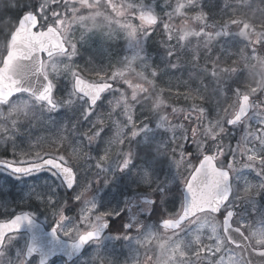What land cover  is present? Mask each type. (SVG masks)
<instances>
[{"label":"snow or ice","instance_id":"snow-or-ice-1","mask_svg":"<svg viewBox=\"0 0 264 264\" xmlns=\"http://www.w3.org/2000/svg\"><path fill=\"white\" fill-rule=\"evenodd\" d=\"M229 7L228 0H0V148L13 144L0 168L59 177L64 196L37 188L27 195L51 214L54 239L62 235L77 254L94 246L80 264H118L105 242L120 240L137 252L157 242L160 255L145 256L148 264H264V84H242L238 68L239 59L264 66V34L252 40L243 21L218 20ZM98 18L109 26L107 40L123 37L126 53L86 74L75 58L95 37ZM193 18L197 31L177 29ZM157 36L163 66L146 48ZM190 37L210 45L206 59L191 52L189 79L169 81L154 115L142 113L149 88L125 77L155 89L165 70H184ZM173 91L197 102L167 105L163 95ZM221 96L225 104L210 102ZM61 110L75 119L55 122ZM53 123L51 139L36 136L28 150L15 149L25 125ZM117 183L100 195L101 185ZM34 218L32 211L0 218V264H36L23 232ZM132 264L143 262L137 255Z\"/></svg>","mask_w":264,"mask_h":264},{"label":"rangeland","instance_id":"rangeland-1","mask_svg":"<svg viewBox=\"0 0 264 264\" xmlns=\"http://www.w3.org/2000/svg\"><path fill=\"white\" fill-rule=\"evenodd\" d=\"M255 0H237L236 3H234L232 5L233 7V11L236 10V8H241L239 11H242L244 8L247 7V5L249 3H252ZM168 2L170 3H175L176 0H168ZM198 0H193V3H197ZM229 3V2H228ZM231 7V8H232ZM235 7V8H234ZM257 8L260 9H264V3L262 6H256ZM257 8H252L253 10H256ZM248 9V8H247ZM157 11H160V8L156 9ZM231 10V9H230ZM246 10V9H245ZM249 11V10H247ZM263 13V12H262ZM189 17H192L193 14L189 13L188 14ZM224 17L223 15L221 16V18ZM236 19L242 21L239 17H235ZM185 21V20H184ZM193 21L196 23V25L193 26H189V27H179V23L178 21L176 22V27L178 30H187V31H192L195 32L198 30V24L195 21V19L193 18ZM244 24L248 25V27L244 28L243 30L248 32L249 38L252 40L257 39V30L254 26H252L248 21H244ZM97 29H96V35L93 39L89 40L88 43L84 44L81 47V51L80 54L83 53V51H89L90 55L92 57H98L101 56V58L105 59L106 62L108 63L107 65H109L110 63H116L117 59L122 57L125 53L126 50L124 48V40L123 37H120L119 39H112V40H107L104 37V33H106L107 31H109V26L107 24H104L102 22L101 19H97ZM89 27H91V22H88ZM238 26V25H236ZM241 28V25H239V28H234V32L239 31ZM236 29V30H235ZM233 30V29H232ZM261 34H264V32H261ZM77 37L79 36V32H76ZM262 39H264V35L261 36ZM117 43H119L117 45ZM188 47L189 49L193 52L196 51L198 49V47H206V53L210 47V45H206L205 42L203 40H197L195 37H190L188 40ZM103 46V47H102ZM103 48H106L107 51H105ZM121 48V50H120ZM146 48L148 49L147 45ZM130 53V50H129ZM206 53H205V57H206ZM148 54L151 56L152 61L154 62V59L156 58L154 55H152L149 52L148 49ZM182 55V53H181ZM162 58V57H160ZM76 62L80 64L82 69H86L84 64L80 63V55L78 57L75 58ZM190 59L191 58H182V62H184V64H189L190 63ZM155 63V62H154ZM158 63L161 64V66H163V59H158ZM252 63H256L255 61H252L251 64L248 66L249 68L252 67ZM191 64V63H190ZM256 66H258V63H256ZM61 68H63V65H60ZM262 67V69H260V73L259 75H257V77L259 78L260 76V80L258 81L257 78V82L258 85L264 84V73L263 68L264 66L260 65V68ZM91 68H95L94 65H91ZM254 69V67L252 68ZM255 71H257V69L255 68ZM263 73V74H262ZM171 75V76H169ZM235 75V74H233ZM242 77H247L246 75H243ZM89 78H92L89 77ZM126 79H131L132 82L135 83H139V84H143L145 87L149 88V92L151 93L150 95L146 96L143 100L142 103L144 104V108L143 111H145V113L149 114V115H154V113L152 112V108H153V101L155 100L156 96L158 94H160V89L161 88H165L167 87V84L169 81H171L172 85H175L177 83V81L179 80H188L187 78V74L185 73H175V70H173V72L169 73L168 70H165V73L162 75L161 79L162 82H158L155 86V89L152 88V86L146 84V82L139 80L137 78H135L134 76H126ZM200 80L197 78V82H199ZM257 82L255 84V86L253 85V87H256ZM189 83H191V81H189ZM68 82L66 80H63V78H61V83L60 85H58V87H63L64 85H67ZM257 85V86H258ZM211 90V88H209ZM63 94V92H62ZM163 99L165 101V103L167 105H176L179 108H186L189 104L197 102V101H186L183 96L177 97L175 95V92L173 91L172 95H168L167 92H165V94L163 95ZM211 102V101H210ZM63 110H61L62 113ZM161 114L166 112V109H164L163 107L160 109ZM55 115V114H54ZM53 115V120L56 122L59 119H56L55 116ZM183 118V113H177L176 114V120L177 122H179V120H181ZM169 119H172V116L169 115ZM63 120H61L62 123ZM253 123H255V120H253ZM55 128H56V123H53L51 125H47V124H36L35 127H29L28 125H25L24 128L22 129V134L17 136L16 141H15V149L17 151L20 150H28L29 148V143L31 140H34L36 136H46L49 139H51L52 135L55 132ZM241 133V129H236L234 131V139H233V143L235 142V139L239 138V135ZM67 147V146H66ZM13 148V144H11V142H9V144L5 145L3 148H0V156H4L7 155V158H12V151L11 149ZM44 150L48 151L50 150L49 146L47 144L44 145ZM179 182L176 183L175 187H179ZM33 188H37L40 190H44V191H48L49 189L56 191L60 196H64V190L61 187V181L59 179V177H54L52 176L47 170L41 171L40 173H33L31 175L28 176H24V177H16L13 176L11 174H9L8 172L4 171L3 169L0 168V215H4L5 212H10V213H18L20 211H32L35 214V217L37 219H39L40 221H42L47 227H50L53 223L52 218H51V214L48 212L47 209H43L36 201L34 200H30L28 198V192L30 189ZM118 188V183L116 185L111 186V188H104L102 185L100 187V195H103L104 192L107 191H114ZM122 200V198H121ZM104 205V204H103ZM102 205V206H103ZM118 205L114 204L111 206H105V207H116ZM177 207V204H176ZM73 209L75 210V206H73ZM145 216L147 214H144ZM148 223H153L150 221H147ZM27 236L24 235V239L27 240L26 238ZM94 246H92L88 252H86V254L84 256H82L79 260L75 261L72 264H80V262L86 258L87 254L91 253L92 249ZM105 248L106 250L109 252V254L118 262V264H125V262H127V264H132V261L134 259V257H136L137 255L139 256V258L141 259V261L143 262V264H148V261L145 260V256L151 257L153 258V260L160 255V250H159V244L157 242L153 243V246L150 248H141L139 249V251L137 252L136 250V245L127 241H116V242H112V241H106L105 242ZM37 264V262H36ZM51 264H66L63 260L61 259H57L54 262H52Z\"/></svg>","mask_w":264,"mask_h":264},{"label":"trees","instance_id":"trees-1","mask_svg":"<svg viewBox=\"0 0 264 264\" xmlns=\"http://www.w3.org/2000/svg\"><path fill=\"white\" fill-rule=\"evenodd\" d=\"M236 1L237 0H228V2L230 4V7L227 9L226 13H217V19L220 20L221 22H223L224 20H227L229 17H232V18L239 17L242 21L243 20L244 21H248L252 26H254L256 28V30L258 32L264 31V9H260V8L256 7V6H262L263 3H264V0H255L252 3H249L247 5V7L244 8L242 11H239L241 8H236V10L233 11L232 5L234 3H236ZM252 8H257V9L253 10ZM247 10H249V11H247ZM222 15L224 17L221 18ZM178 23H179V27H182V26H185V27L193 26L194 27L196 25V23L193 21V19H189V20H185V21H178ZM234 28L238 29L239 27L235 26ZM234 28H233V31H234ZM159 39H160V37L157 36L156 40L153 39V41L149 42V44L147 45V47L149 49V52L156 57L154 59L155 63H158V59H163V49L159 47V43H158ZM120 50H121V48H120ZM196 51H198L199 54L206 59V57H205L206 47H198V49ZM218 51H219V46L217 45L216 47L211 49V54L213 56H215L218 53ZM191 52L192 51L188 47V54L182 53L181 59L182 58H186V59L191 58V56H190ZM160 57H162V58H160ZM90 60L92 61V63H89ZM79 61H80L81 64L85 65L87 70L90 69L91 65H94L95 68L101 67V66H103V67H107L108 66L107 65L108 63L106 62V60L101 58V56H98L96 58L92 57L90 55V52L86 51V50L83 51L82 54H80V60ZM203 63H204V60L202 59L201 60V64H203ZM229 66L230 67L232 66L231 65V61H229ZM238 68H239V71L241 73H243V75H246V76H247L246 72L251 71V70H248V61L242 60V59L238 60ZM193 70L194 69H193V65L192 64H190V63L186 64L185 63L184 64V70H182L181 73L187 74V78L189 79V73L192 72ZM178 72H180V71H175V73H178ZM86 74H88L87 71H86ZM234 76L235 75H233V78H234ZM89 77H91V75ZM245 78L246 77H242L241 78V83L242 84H247L246 81H245ZM198 79L200 80L201 78H198ZM254 79H256L255 75H254ZM209 92H211L210 89H209ZM60 94H62V92ZM211 103L213 105L218 104V103L219 104H225L226 101H225L224 97L221 96L219 98H215V97L212 98L211 99ZM143 108L141 109V112L145 113V111H143ZM54 116H55L56 119H59L56 122H61V120H63V122H64L68 118L75 119V115L73 113H70V112L69 113H65L64 111H62L60 116H56V115H54ZM4 156H7V155L4 154ZM177 189L180 190V188H178V187H177ZM169 208L171 210V206H169ZM0 218H4V215H0Z\"/></svg>","mask_w":264,"mask_h":264},{"label":"water","instance_id":"water-1","mask_svg":"<svg viewBox=\"0 0 264 264\" xmlns=\"http://www.w3.org/2000/svg\"><path fill=\"white\" fill-rule=\"evenodd\" d=\"M23 232L30 234V242L34 247V255L41 260H45L46 264L57 256L65 257L69 262L76 259L80 254L72 252L70 241L63 239H54L41 223L34 219L33 226L27 224L23 228ZM71 253V255H70ZM40 264V263H39Z\"/></svg>","mask_w":264,"mask_h":264},{"label":"bare ground","instance_id":"bare-ground-1","mask_svg":"<svg viewBox=\"0 0 264 264\" xmlns=\"http://www.w3.org/2000/svg\"><path fill=\"white\" fill-rule=\"evenodd\" d=\"M260 69H262V67H261ZM263 69H264V68H263Z\"/></svg>","mask_w":264,"mask_h":264}]
</instances>
